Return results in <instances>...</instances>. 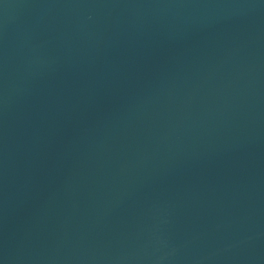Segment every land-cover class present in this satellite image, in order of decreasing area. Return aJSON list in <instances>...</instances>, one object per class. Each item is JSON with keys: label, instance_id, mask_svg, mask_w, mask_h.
<instances>
[{"label": "water", "instance_id": "water-1", "mask_svg": "<svg viewBox=\"0 0 264 264\" xmlns=\"http://www.w3.org/2000/svg\"><path fill=\"white\" fill-rule=\"evenodd\" d=\"M0 264H264V0H0Z\"/></svg>", "mask_w": 264, "mask_h": 264}]
</instances>
